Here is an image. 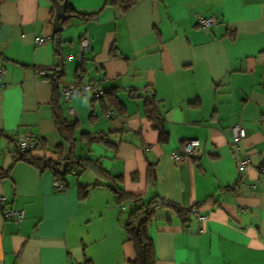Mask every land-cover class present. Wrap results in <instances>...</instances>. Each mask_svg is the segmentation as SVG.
<instances>
[{"label": "crops", "instance_id": "0c3cea01", "mask_svg": "<svg viewBox=\"0 0 264 264\" xmlns=\"http://www.w3.org/2000/svg\"><path fill=\"white\" fill-rule=\"evenodd\" d=\"M66 2L99 14L72 16L56 35L54 0H0V172H8L0 177V264H131L124 224L132 205L110 187L197 209L198 217L155 209L154 264H264V0H137L126 12L106 0ZM211 15L216 25L201 28L197 17ZM82 36L90 47L80 64ZM79 68L83 82L96 81L122 108L105 95L58 96L63 116L77 123L75 155L101 168L71 173L60 189L49 169L15 160L16 142L35 137L36 159H57L58 146L69 154L52 84L34 75L58 71L67 84ZM234 123L247 134L245 172L231 149ZM82 133L106 141L88 145ZM188 139L200 140L198 152L174 160ZM79 184L90 186L83 197ZM5 208L24 216L6 219Z\"/></svg>", "mask_w": 264, "mask_h": 264}, {"label": "trees", "instance_id": "16d2710c", "mask_svg": "<svg viewBox=\"0 0 264 264\" xmlns=\"http://www.w3.org/2000/svg\"><path fill=\"white\" fill-rule=\"evenodd\" d=\"M136 1L137 0H106L105 6H116L122 12H126L136 4ZM67 11L74 14H70V17L75 16L76 18L84 21L96 18L99 14V12L93 14L76 13L68 4L66 8V12ZM70 17L64 22V24L68 22ZM59 32H57L56 35L59 34ZM78 71L83 72V69L79 68L76 72V75ZM52 75L54 76V80H51L50 83L53 87L51 105L54 113V121L60 135L70 147L69 154L64 156L63 148L61 146H58L56 150V154L58 156L57 159H36L30 155L31 150H28L25 152L16 151L15 160H22L34 165L41 170L46 168L49 169L55 179L62 182L63 187H65L64 181L66 180V177L71 173H81L91 167H95L96 170H101V168L97 162H94L89 158L79 157L75 155V129L77 127V123L76 121L68 120L63 116L58 98L59 79L61 77V73L56 71L55 74ZM105 98H107L110 104L118 110L122 108V105L116 100V97L114 95L106 94ZM147 102L148 105L151 104L149 101ZM151 112L153 113L154 111ZM155 127L159 130L160 140L165 141L167 139V134L162 124H156ZM80 138L88 145L92 143H105L106 141L103 135L91 136L89 133H82L80 135ZM7 174L8 172H0V177H6ZM152 175L153 170H150L149 176L151 177ZM98 184L99 183H93L91 186H97ZM89 187V185L79 184L80 197H83L87 194ZM110 188L115 194L117 200L126 199L132 205L124 224V230L126 232L127 240L132 242L135 250V258L131 261V264H154V248L152 240L150 239L148 234V225L154 217L155 209L158 206L167 205L175 208L178 213L184 215L188 214L190 210H183L175 203L167 200H162L157 197H153L147 202H144V195L142 194L131 195L123 192L117 187ZM84 264L92 263L89 260H86Z\"/></svg>", "mask_w": 264, "mask_h": 264}, {"label": "built area", "instance_id": "2783aa9c", "mask_svg": "<svg viewBox=\"0 0 264 264\" xmlns=\"http://www.w3.org/2000/svg\"><path fill=\"white\" fill-rule=\"evenodd\" d=\"M217 19L214 15L208 16V17H197V23L200 25L201 28L207 29L208 27L216 25ZM51 40V37H45L35 38V43L41 44L45 41ZM90 47V41L87 38V36L80 37L79 41V51L76 55L77 60L82 63L84 59V53L89 49ZM0 74H2V70L0 69ZM83 72L78 71L77 75L75 76L74 81L70 83H63L59 85L58 88V95L64 99L65 102H68L72 97L74 96H81L86 95L89 96L92 99H99L102 98L105 94V91L99 86V84L96 81H87L83 82L81 80ZM43 78L47 79L51 82V80H54V76L47 75V71L45 69H38L34 75V78ZM149 97L153 99L152 94H149ZM154 102H156L155 99H153ZM68 112L72 114L74 112V109L69 106L67 108ZM108 115H113V111H109ZM231 132V149L233 154L238 158L237 167L240 172H245L250 164V158L249 154L246 151H243V148L240 146V143L246 138L247 134L245 131V128L240 123H234L230 127ZM38 140L31 136V135H23L20 136L17 139L16 142V151L17 152H25L28 150L33 149L37 144ZM200 146V140L199 139H188L185 140L182 145L179 147V149L172 153V157L174 160L178 161L185 157H192L196 155L198 152ZM56 186L60 189H63L62 183H56ZM2 198H0V201ZM125 207H122L124 209ZM190 214L192 216L198 217L197 209L190 208ZM3 216L6 219L11 220H21L24 216V213L20 209H13V208H5L3 210Z\"/></svg>", "mask_w": 264, "mask_h": 264}, {"label": "water", "instance_id": "95a60500", "mask_svg": "<svg viewBox=\"0 0 264 264\" xmlns=\"http://www.w3.org/2000/svg\"><path fill=\"white\" fill-rule=\"evenodd\" d=\"M55 4V19L53 22V33L60 31L63 27V23L71 16L66 14L67 2L66 0L60 2L59 0H54Z\"/></svg>", "mask_w": 264, "mask_h": 264}]
</instances>
